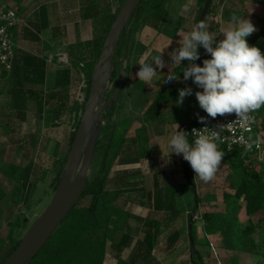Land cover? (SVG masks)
Returning <instances> with one entry per match:
<instances>
[{
    "label": "crops",
    "instance_id": "obj_1",
    "mask_svg": "<svg viewBox=\"0 0 264 264\" xmlns=\"http://www.w3.org/2000/svg\"><path fill=\"white\" fill-rule=\"evenodd\" d=\"M221 1L226 4L221 15L222 27L209 29L217 37L216 41L223 39L222 30L234 27L233 15L249 19L253 24L258 22L259 27L264 24V0ZM200 2L170 0L168 7L173 3L174 8L170 24L166 15L162 21L143 25L134 34L122 66L119 63L117 77L121 76L123 96L119 104L116 102V118L130 122L124 148L108 176L107 200L113 236L108 241L103 264H194L188 216L192 215V208L181 209V215L176 218L174 211L181 206L178 191L188 178L181 155H168L171 151L168 140L176 130V123L180 126L172 120L173 114L179 111L174 112L178 90L190 87L193 92L184 98L183 108L184 102L196 100L198 87L192 79H183L182 70L188 66L187 62L175 66L179 80L167 82L165 75L171 65L169 53L179 47L181 37L177 34L191 31L198 24ZM120 4L121 0H0V5L14 8L19 19L10 29L15 53L13 67L9 72L0 73V109L5 111L6 101L13 102L18 117L25 120L33 117L27 132L29 145L41 146L46 151L51 149V157L60 166L69 154L71 135L82 105L78 93L83 78L87 81L85 68L96 58L101 38ZM186 5H190L187 12ZM162 51L165 67L156 69L159 74L150 84L139 81L136 75L139 64L151 62V57ZM62 56H66L67 63L61 60ZM210 58L202 47V66ZM195 63L199 65L198 60ZM135 89L148 97L144 107L138 104L132 112L124 108V98L128 102L130 91ZM166 89L170 90V96L162 97L161 92ZM172 97L175 101H171ZM150 105L154 107L152 121L146 118ZM260 112L264 128V110ZM189 123H183L180 128L185 129ZM202 222L194 218L192 228L196 248L205 262L218 263L211 253L207 258L214 239L221 249L223 264H264V257L260 255L224 249L222 238L208 235Z\"/></svg>",
    "mask_w": 264,
    "mask_h": 264
},
{
    "label": "trees",
    "instance_id": "obj_2",
    "mask_svg": "<svg viewBox=\"0 0 264 264\" xmlns=\"http://www.w3.org/2000/svg\"><path fill=\"white\" fill-rule=\"evenodd\" d=\"M123 2L124 0H121L118 10L110 18L108 27L101 38L99 52L96 58L85 68L88 83L86 99L89 93L90 78L95 63L102 50L106 35ZM203 2L205 0H202V4ZM200 7L198 21L203 5ZM167 8V0H142L121 35L116 51V60H114L116 64V70L113 75L114 79L118 75L119 62H122V58L124 56L127 57L129 53L128 46L132 44L134 34L146 23L153 20H164L167 15ZM207 19L208 15L206 22L208 21ZM254 25L257 30L247 37L246 40L250 46H256L264 52V24L262 27H259L258 22H255ZM19 99L21 100V98ZM86 99L79 108L81 114L77 117L75 129L71 135L70 148ZM20 100H17V102ZM116 106L117 103L111 109L109 116L105 115V124L90 166L91 168L95 164L97 167L93 175H90L91 173L88 174V184L85 191L78 203L57 227L46 245L27 264H103L108 241L113 236V230L110 228L111 207L107 200L108 176L113 162L124 148L126 142L125 134L129 127L128 120H117ZM260 110L264 109L261 107L257 110L258 116L262 117ZM194 123H197V119ZM183 130L188 132L187 129ZM188 139L191 140L190 137ZM219 148L225 153L223 159L229 161L234 175L230 181V190H224L222 194L223 209L213 211L205 210L200 213V217L204 222V230L208 235H219L222 238L223 247L226 250L247 252L264 257V232L260 240L256 238V234L260 228L264 231V218L259 219L258 222H255L253 218L261 212L264 213V163L259 162V165L256 164V161H258L256 157L245 150L228 152L220 145ZM65 161L53 179L52 186L54 191L58 185ZM187 165L188 176L195 181L194 171L188 162ZM5 173L15 179L18 184L15 189L16 193H20L22 199L27 201L30 195L25 194V188L29 183L31 173L30 165L26 167L8 165L5 168ZM87 197L89 200L81 204V201ZM194 200L198 203L196 213L198 214L200 205L207 204L208 201L216 200V196L210 195L207 198L200 196L197 192ZM194 205L196 204L194 203ZM174 211H176L175 218L181 215V209ZM242 211L247 216L244 221L240 218ZM188 216L190 218L191 214H188ZM12 223L10 233L8 234V237L11 239V246L5 251L2 258H0V264L16 248L20 241V239H16L13 236L15 227ZM191 231L193 235L194 264H208L204 261L201 252L196 248L194 229L192 228ZM3 250L4 240H1L0 254Z\"/></svg>",
    "mask_w": 264,
    "mask_h": 264
},
{
    "label": "clouds",
    "instance_id": "obj_3",
    "mask_svg": "<svg viewBox=\"0 0 264 264\" xmlns=\"http://www.w3.org/2000/svg\"><path fill=\"white\" fill-rule=\"evenodd\" d=\"M189 8L190 5H186L184 11L187 12ZM231 21L234 27L222 30L223 39L219 41L208 30L206 19L201 20L191 31L177 34L181 37L179 47L169 53L171 65L165 80H179L175 66L187 62L188 66L182 70L183 79H192L203 90L195 92V97L199 107L209 117L214 119L234 113L236 120L249 123V114L264 106V52L256 46H250L246 40L257 30L249 19L233 15ZM198 46H202L211 56L203 61V66L195 63L199 59ZM162 54L163 51L152 56L151 62L139 64L140 70L136 73L139 81L150 84L159 74L156 69L165 67ZM178 91V105H182L184 98L193 94L190 87ZM198 118L201 123L205 121L204 117ZM178 129L176 123V130L168 140L171 149L168 155L182 154L193 169L195 178L210 181L225 155L218 145L219 132L216 129L209 131L208 127L193 129L191 133L195 139L190 142L188 132Z\"/></svg>",
    "mask_w": 264,
    "mask_h": 264
},
{
    "label": "rangeland",
    "instance_id": "obj_4",
    "mask_svg": "<svg viewBox=\"0 0 264 264\" xmlns=\"http://www.w3.org/2000/svg\"><path fill=\"white\" fill-rule=\"evenodd\" d=\"M170 0H167V7ZM213 1V0H212ZM173 3L169 5L167 8V23L173 20V16L171 15L174 8L171 7ZM202 4V0L200 2V6ZM225 5V6H224ZM212 6V7H211ZM209 12H208V25L209 29L211 30H218L222 27V18L221 15L223 11L226 9V4H223L221 0H214L213 4H211ZM224 9V10H223ZM208 29V30H209ZM214 38L217 37L214 36ZM115 80L111 81L108 85L109 93L112 92L114 88ZM189 86V84H188ZM170 89V88H169ZM166 89L163 90L162 97L170 96V90ZM133 90V88L131 89ZM85 90H83L84 92ZM198 91H202V89L198 88ZM87 90L84 92L86 94ZM130 91L128 95V102L125 99V109L133 110L137 108L138 104L144 107L147 103L148 95H142V93L138 92L135 89L132 94ZM172 93V91H171ZM123 94V93H122ZM120 95L118 98L117 103L119 104L122 100V96ZM79 96V95H78ZM178 99V95H177ZM176 99V101H177ZM171 101H175L172 97ZM127 103V104H126ZM12 104V105H10ZM155 106V105H154ZM181 105H178L175 102V111L177 110L178 113H174L172 116L173 121H178L180 126L183 123H194L198 116L201 113V108L199 107L198 101L188 100V102H184L183 108ZM5 111L0 109V243L1 240H4V250L11 246V239L8 237L10 233V226L11 223L15 227L13 231V236L16 239H20L25 235L27 230L30 228L34 220L43 212L45 207L50 202L53 194L54 189L52 186L53 179L55 178L57 171L60 169V165L57 164V160L51 157V149L44 150L41 146L32 147L31 144L29 145V138L27 133L31 124L33 123V117L29 118H20L16 115L18 113L13 106V102L8 103L6 101V106L3 107ZM118 105L116 106V109ZM156 108V106H155ZM181 108V109H180ZM264 109V106H262ZM144 110V109H143ZM154 107L150 105L148 108L149 115H146V118L149 121H152L153 116H151ZM133 112V111H132ZM3 114V115H1ZM81 114L79 110L78 115ZM198 114V115H197ZM263 117V116H262ZM32 119V122L29 119ZM104 122H105V116ZM128 120V119H126ZM128 122H130L128 120ZM21 126V131L19 127ZM179 126V128H180ZM26 127V130H25ZM31 129V128H30ZM54 132H57V128L54 127ZM185 131V130H183ZM187 132V131H186ZM191 142L192 140L189 139ZM43 144V141H41ZM41 156H44L43 158ZM256 157V156H254ZM258 160V158H256ZM259 165L260 163H264V161H256ZM8 165H15L20 167H26L30 165L31 173L29 176V183L25 188V194H28V200L22 199L20 193H16L15 189L17 187V182L12 177L8 176L5 173V168ZM96 165L93 164L91 169H89L90 175H93L94 170L96 169ZM195 174V173H194ZM233 172L230 167L229 161L224 160L219 165L214 177L208 181L204 182L200 180L198 177L195 178L197 192L200 196H204L209 198L210 195H215L216 200H212L211 202L208 201L207 204L200 205L199 212L194 216L198 221H202L200 217V213L202 211H213V210H221L224 207L223 199V191L230 190V181L233 178ZM177 191V190H176ZM31 192V193H30ZM180 196L178 195V199L181 198V206L179 209L185 210V207L189 206L190 208H194V191L191 188L189 182H187L180 190L178 191ZM183 199V203H182ZM89 198H85L81 201V204L87 202ZM185 202H187L185 204ZM241 220H245L247 216L245 215L244 211L240 213ZM255 222H258L259 219L264 218V213L261 212L257 216L253 217ZM24 220V222H23ZM22 222V223H21ZM203 223V222H202ZM263 230L261 228L258 230L256 234L257 240H260L263 235ZM195 234V229H194ZM213 239V246L209 247V252H207V258H209V253H211L218 262L217 264H223L222 256L220 255L221 249L220 247L214 242ZM211 248V249H210ZM220 249V250H219ZM210 261V259H209ZM214 261V260H213ZM256 264H260L256 262Z\"/></svg>",
    "mask_w": 264,
    "mask_h": 264
},
{
    "label": "water",
    "instance_id": "obj_5",
    "mask_svg": "<svg viewBox=\"0 0 264 264\" xmlns=\"http://www.w3.org/2000/svg\"><path fill=\"white\" fill-rule=\"evenodd\" d=\"M141 2L142 0H124L121 5L95 63L84 109L54 194L43 212L34 220L16 248L3 260L2 264H27L32 260L46 245L85 191L89 169L105 124L103 117L110 115L121 92V76L119 75L116 80L113 76L116 70L114 60H116L117 47L123 31ZM211 3L212 0H205L198 23L207 18ZM198 52V63L202 66V46H198ZM119 63L122 66V62ZM113 80H115L114 88L109 93L108 85ZM204 114L205 111L202 109L198 117H203ZM181 163L194 195L197 196L196 183L188 176L187 161L183 159L182 154ZM195 204L189 224L191 242H193L192 224L198 208L197 201ZM192 252H194L193 246Z\"/></svg>",
    "mask_w": 264,
    "mask_h": 264
},
{
    "label": "built area",
    "instance_id": "obj_6",
    "mask_svg": "<svg viewBox=\"0 0 264 264\" xmlns=\"http://www.w3.org/2000/svg\"><path fill=\"white\" fill-rule=\"evenodd\" d=\"M19 21L17 11L7 5H0V73L9 72L13 67L15 57L14 43L11 39L10 29ZM61 60L67 63L66 56H62ZM88 83L83 78L79 87V99L83 103L86 99V90ZM251 122L245 123L236 120V115L226 114L211 118L205 112L203 123H191L184 126L188 130V137L193 141L195 136L191 133L193 129L200 130L208 127L209 131L216 129L219 132L220 140L218 144L228 152L236 150H245L259 161H264V132L263 120L258 116L257 110L250 114Z\"/></svg>",
    "mask_w": 264,
    "mask_h": 264
}]
</instances>
